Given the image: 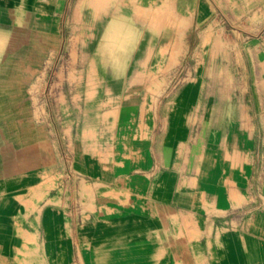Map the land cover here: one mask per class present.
Masks as SVG:
<instances>
[{"label":"crops","instance_id":"obj_1","mask_svg":"<svg viewBox=\"0 0 264 264\" xmlns=\"http://www.w3.org/2000/svg\"><path fill=\"white\" fill-rule=\"evenodd\" d=\"M238 8L263 14L262 50L240 56L256 67L228 68L248 81L241 99L206 92L202 67L180 84L184 60L234 57L199 45ZM121 20L134 26L128 48L140 39L117 80L106 65L118 57L121 75ZM74 55L84 77L62 86L53 73L68 74ZM161 60L177 64L154 72ZM254 74L264 77V0H0V264H21L35 236L48 264H71L75 250L81 264H264ZM47 177L58 185L38 189Z\"/></svg>","mask_w":264,"mask_h":264},{"label":"rangeland","instance_id":"obj_2","mask_svg":"<svg viewBox=\"0 0 264 264\" xmlns=\"http://www.w3.org/2000/svg\"><path fill=\"white\" fill-rule=\"evenodd\" d=\"M237 16H234L232 18V21H230V25L227 27H216V30L213 29L206 30L202 34V42L199 45V50L204 52L206 55L208 52H219L221 51H233L234 57L232 59H228L225 57H216V58H199L195 60H184V66L186 68V74L180 76V84L181 83H187L192 79V75L189 73V68H197L202 67L206 69V74L203 75V83H204V89L206 92L210 91L211 93H216L218 99L221 98V92H225L226 95H228L229 89L233 91V93H236V98L241 99V95L244 92L246 85L248 81H244V77L240 74H228V68L232 67L233 69L240 70V67L246 65V62H249V67L254 66L256 67L257 59H249L244 60L241 59V52H250L255 53L256 51L262 50V43L258 41L257 38V31L258 27L256 24L257 22L262 21V12H258L255 9L250 10L247 12L246 10L241 11L239 8L236 11ZM244 24H248L250 27L244 26ZM247 31L249 34H252L249 38H246ZM252 32V33H251ZM260 40V39H259ZM249 41V42H248ZM70 61V60H69ZM188 61H190V64H188ZM263 61V60H260ZM68 63V62H67ZM65 60H58V66H61L64 70H67L65 68L66 65H68ZM176 60H170L168 62L166 61H158L156 64V71L157 73H163L170 69L171 66L176 65ZM77 65V59L74 55L72 61L69 62V73L66 74H59L55 75L53 73V77H55V82L60 83L62 86L66 82H73V83H80L82 82V76L81 70L79 66ZM57 69H55L56 71ZM157 75L154 76L156 78ZM243 79V80H242ZM259 81L260 83L264 82V77L260 76L259 80H257V76L250 75L249 82L252 84L253 82ZM52 82V81H51ZM50 87V86H49ZM49 91V90H48ZM141 92H126L127 95L131 96H139ZM155 93H160V90L156 91ZM96 92L94 91H88L87 95L88 97L92 98ZM261 97L264 98V91L260 92ZM73 99L76 100L79 96V92H73ZM239 104V102H238ZM69 129V128H68ZM144 136V134L142 135ZM94 155L96 154V148L93 149ZM61 173L57 172L56 179L61 178ZM58 183L56 184L54 177H47L38 185V189H45L46 191L50 187H56ZM56 190L60 192L62 189L57 186ZM37 189L34 188L32 190V196L36 194ZM48 193V192H46ZM58 198H52V200H57ZM32 240V243L35 245H31L29 247L27 242H25V246L19 250L16 258L19 259L20 263L23 264V260L25 261V264H48L49 262V254L47 250H43L42 246L38 243H34L36 240L35 237L30 238ZM36 242V241H35ZM37 247L36 249H34ZM63 252H57L56 256V262L59 263L60 259L62 258ZM71 264H81L79 252L77 250L74 251V259Z\"/></svg>","mask_w":264,"mask_h":264},{"label":"clouds","instance_id":"obj_3","mask_svg":"<svg viewBox=\"0 0 264 264\" xmlns=\"http://www.w3.org/2000/svg\"><path fill=\"white\" fill-rule=\"evenodd\" d=\"M105 15H108V11L106 10ZM134 27L129 25L126 21H119L118 26L115 32L116 40L120 46L119 50L126 56V59L123 61V66L119 69L121 75H116V69L113 67V64H120L121 61L118 57L113 58V62L106 65V71H110L113 73L114 79H121L124 75L127 74V68L130 65L132 57L135 55V52L138 50L139 39L140 36L137 37L135 45H133L130 49L128 48V42L130 39L129 36V28Z\"/></svg>","mask_w":264,"mask_h":264},{"label":"bare ground","instance_id":"obj_4","mask_svg":"<svg viewBox=\"0 0 264 264\" xmlns=\"http://www.w3.org/2000/svg\"><path fill=\"white\" fill-rule=\"evenodd\" d=\"M1 214H3V213H1ZM1 214H0V215H1ZM3 217H5V216H3ZM7 218H8V217H7ZM13 237H14V236H13ZM7 241H8V240H7ZM8 244H9V243H8Z\"/></svg>","mask_w":264,"mask_h":264}]
</instances>
